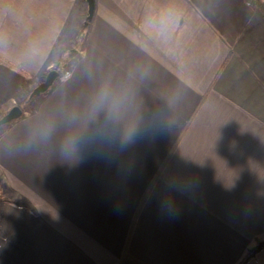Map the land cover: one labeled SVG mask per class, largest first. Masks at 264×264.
<instances>
[{
  "label": "crops",
  "instance_id": "crops-1",
  "mask_svg": "<svg viewBox=\"0 0 264 264\" xmlns=\"http://www.w3.org/2000/svg\"><path fill=\"white\" fill-rule=\"evenodd\" d=\"M88 8L0 0V117L67 65L0 130V264H238L264 238V13Z\"/></svg>",
  "mask_w": 264,
  "mask_h": 264
},
{
  "label": "water",
  "instance_id": "water-1",
  "mask_svg": "<svg viewBox=\"0 0 264 264\" xmlns=\"http://www.w3.org/2000/svg\"><path fill=\"white\" fill-rule=\"evenodd\" d=\"M89 8H88V20H91L94 11H95V2L96 0H87ZM68 55H75V52L68 53ZM66 68V66H65ZM61 73L58 70H52L46 77V80L41 83L33 92V96L41 95L42 93L48 91L54 84V82L60 77ZM23 115V111L20 107L12 108L6 115L0 118V128L3 126L9 125L13 121L21 118Z\"/></svg>",
  "mask_w": 264,
  "mask_h": 264
},
{
  "label": "rangeland",
  "instance_id": "rangeland-1",
  "mask_svg": "<svg viewBox=\"0 0 264 264\" xmlns=\"http://www.w3.org/2000/svg\"><path fill=\"white\" fill-rule=\"evenodd\" d=\"M72 28H74V25H72ZM76 54V53H75ZM66 67H67V65H66ZM67 69V68H66ZM66 69L65 68H61V70H59L60 71V73H64L65 71H66ZM67 74H66V76H69L70 74H69V72H66ZM55 83V82H54ZM40 85V84H39ZM38 85V86H39ZM54 85V84H53ZM37 86V87H38ZM36 87V88H37ZM35 88V89H36ZM52 88L53 87H51L48 91H46V92H44V93H42L41 95H38V96H33L32 94H33V92H34V90H32L30 93H29V96H28V94H27V92H28V90L30 89V88H28V89H25V92L26 93H24L25 95H24V98H25V101H24V99H22V101H20V104H18V105H16L15 107H20L21 109H22V111H23V114H28L29 112H31L32 111V106H34L37 102H39L40 100H42L43 98H46V95L52 90ZM27 95V96H26ZM14 108V107H13ZM6 115V114H5ZM23 116V115H22ZM3 117V116H2ZM2 117H0V118H2ZM20 119V118H19ZM18 120V119H17ZM17 120H15V121H17ZM15 121H13V122H15ZM12 122V123H13ZM11 124V123H10ZM7 126V125H6ZM6 126H3L2 128H0V130H2V129H4ZM0 190H2V187L0 188ZM0 194H1V191H0Z\"/></svg>",
  "mask_w": 264,
  "mask_h": 264
},
{
  "label": "trees",
  "instance_id": "trees-1",
  "mask_svg": "<svg viewBox=\"0 0 264 264\" xmlns=\"http://www.w3.org/2000/svg\"><path fill=\"white\" fill-rule=\"evenodd\" d=\"M247 2L264 13V0H247ZM55 69L61 70V67L57 66ZM262 249H264V238H257L255 245L247 251L245 257L238 264H248Z\"/></svg>",
  "mask_w": 264,
  "mask_h": 264
},
{
  "label": "clouds",
  "instance_id": "clouds-1",
  "mask_svg": "<svg viewBox=\"0 0 264 264\" xmlns=\"http://www.w3.org/2000/svg\"><path fill=\"white\" fill-rule=\"evenodd\" d=\"M167 17H168V14L167 13H163L159 17V19L152 18V17L148 18L146 23H147L149 28L157 27V26L162 28L167 23Z\"/></svg>",
  "mask_w": 264,
  "mask_h": 264
}]
</instances>
